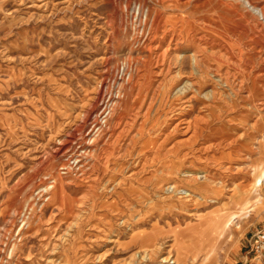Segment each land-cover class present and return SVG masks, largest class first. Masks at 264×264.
Segmentation results:
<instances>
[{"label":"rangeland","instance_id":"374dc122","mask_svg":"<svg viewBox=\"0 0 264 264\" xmlns=\"http://www.w3.org/2000/svg\"><path fill=\"white\" fill-rule=\"evenodd\" d=\"M258 9L0 0V264H264Z\"/></svg>","mask_w":264,"mask_h":264},{"label":"bare ground","instance_id":"6f19581e","mask_svg":"<svg viewBox=\"0 0 264 264\" xmlns=\"http://www.w3.org/2000/svg\"><path fill=\"white\" fill-rule=\"evenodd\" d=\"M248 3V2H247ZM249 4V3H248ZM258 13H260L263 17H264V9H258V11H257ZM143 34V33H142ZM165 52V51H164ZM167 53L169 52L168 50L166 51ZM194 63H195V65L197 66V65H200L199 64V60H198V58H197V56H196V54H194ZM129 67V66H128ZM124 73V72H123ZM127 73V72H126ZM125 73V74H126ZM124 77V76H123ZM257 82V81H256ZM119 94V93H118ZM118 94H116V95H118ZM115 98V97H114ZM108 98H106V100H107ZM121 99V98H120ZM112 100V98L110 99V101ZM122 100V99H121ZM104 101V100H103ZM105 102V101H104ZM116 102V101H115ZM112 103V102H111ZM104 104V103H103ZM114 104V103H113ZM105 105V104H104ZM103 105V106H104ZM110 105V104H109ZM102 106V107H103ZM100 112V111H99ZM106 113V112H105ZM97 118V117H96ZM183 120V119H182ZM180 125L182 124V123H179ZM93 125V124H92ZM96 125H99V124H96ZM177 126H179V125H177ZM108 129V128H107ZM187 129V128H186ZM103 131V130H102ZM175 180V179H174ZM53 181V180H52ZM179 182L178 181H176V182H174V184L172 185V186H170L169 188H167V191L169 192V191H171V193L170 194H172V195H174L175 196V194L176 193H178L181 189V187H179V184H178ZM49 187H50V185H49ZM50 189H52V188H48L47 187V193H48V195H54V190L52 191V192H50ZM54 189V188H53ZM189 191V193H186L185 194V196H184V199H190V200H192V199H194L195 198V193L194 192H192V191H190V190H188ZM173 196V197H174ZM49 198V197H48ZM171 198V197H170ZM46 201V200H45ZM238 214H234V215H231V216H229V218H228V220L226 221V223L223 225V227H222V229H221V234H223V232H226V231H228L229 230V228H230V226H231V224L235 221V219H237L238 218ZM25 227V226H24ZM220 234V235H221ZM147 255H149L148 253H146ZM146 255V256H147ZM142 259H146V257H143ZM149 259V258H148ZM169 258H166V259H164V260H162V262H160V263H170V261L168 260ZM173 264H175V262L173 263Z\"/></svg>","mask_w":264,"mask_h":264},{"label":"built area","instance_id":"2783aa9c","mask_svg":"<svg viewBox=\"0 0 264 264\" xmlns=\"http://www.w3.org/2000/svg\"><path fill=\"white\" fill-rule=\"evenodd\" d=\"M142 8V6H141ZM139 9H140V5H139V8H138V13L136 14V17H138V19H140L139 21H141L142 17H143V8H142V13L139 15ZM131 20L133 21V17L131 15ZM137 25H142V22L137 24ZM256 240H255V245H256V248L260 251L264 250V233L260 232L258 233L256 236H255Z\"/></svg>","mask_w":264,"mask_h":264}]
</instances>
